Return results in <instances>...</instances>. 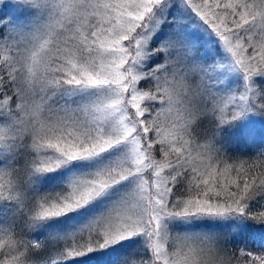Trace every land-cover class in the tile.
Returning <instances> with one entry per match:
<instances>
[{"label":"snow or ice","instance_id":"obj_1","mask_svg":"<svg viewBox=\"0 0 264 264\" xmlns=\"http://www.w3.org/2000/svg\"><path fill=\"white\" fill-rule=\"evenodd\" d=\"M262 133L264 0H0V264H264Z\"/></svg>","mask_w":264,"mask_h":264},{"label":"trees","instance_id":"obj_2","mask_svg":"<svg viewBox=\"0 0 264 264\" xmlns=\"http://www.w3.org/2000/svg\"><path fill=\"white\" fill-rule=\"evenodd\" d=\"M262 149H264V133L261 134L256 145L245 144L243 142L233 143L230 146L229 155L251 158L255 155V152ZM249 247H253V245L249 243Z\"/></svg>","mask_w":264,"mask_h":264}]
</instances>
